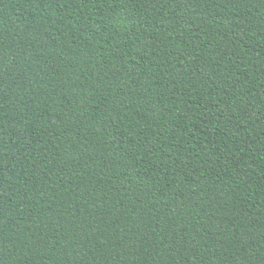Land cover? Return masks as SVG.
<instances>
[{"label": "trees", "instance_id": "trees-1", "mask_svg": "<svg viewBox=\"0 0 264 264\" xmlns=\"http://www.w3.org/2000/svg\"><path fill=\"white\" fill-rule=\"evenodd\" d=\"M0 264H264V0H0Z\"/></svg>", "mask_w": 264, "mask_h": 264}]
</instances>
